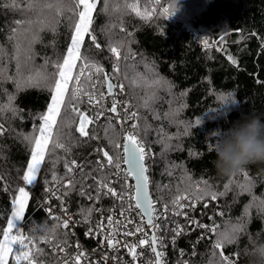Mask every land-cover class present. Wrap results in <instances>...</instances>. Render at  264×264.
Masks as SVG:
<instances>
[{
    "label": "trees",
    "instance_id": "trees-1",
    "mask_svg": "<svg viewBox=\"0 0 264 264\" xmlns=\"http://www.w3.org/2000/svg\"><path fill=\"white\" fill-rule=\"evenodd\" d=\"M126 2L137 0H112L109 14H94L93 27L101 49L88 46L82 52L101 65L106 73L114 59L108 50L109 40L115 44L124 42L135 53L134 60H123L122 63L124 75L128 77L129 94L141 117L138 131L155 155L154 169L151 175L148 173L152 193L168 204L177 195L178 188L180 192H192L194 181L205 180L218 193L225 192L226 183L230 185L225 195L217 197L219 213H223L217 215V233L203 235L200 239L202 235L192 231L179 238V244L191 254L188 264H208L216 235L239 224L244 227L238 243L227 246L226 253H239V264H249L245 254V249L250 247L249 239L264 241V162L250 163L243 167V172L221 175L214 166L215 152L209 145L217 144L233 123L243 117L254 115L264 120V0H138L142 11L147 9L151 13L148 19H141L127 10ZM160 4L164 7L166 4L169 13L178 18L159 11ZM102 6L101 3L98 8ZM113 6H119V10L111 11ZM25 7L23 0H0V45L9 53L12 44L8 42V36L16 27L15 22L32 15L23 11ZM110 23L117 26L108 29L106 26ZM121 24L124 31H121ZM189 25L202 35L205 45ZM69 35L68 22L63 19L55 33L41 32V41L32 46L34 59L24 64L23 75L42 70L46 60L55 62L64 54ZM3 63L7 66L6 75L14 76L16 62L5 59ZM52 70L51 66L47 69ZM153 76L159 77L164 86L147 88L145 77ZM133 79L135 85L131 84ZM152 92L157 97L155 100L150 98ZM228 94L234 100L223 103L220 97ZM9 95L15 96L13 103L20 112L15 117L10 112L0 116V124L8 130L0 136V176L3 177L0 180V229L6 227L11 200L16 195V188L22 187L20 176L30 158L22 137L31 133L34 125H39L38 117L50 102V94L43 87H25L17 92L13 80H0V104H7ZM145 101L159 118H154L153 111L143 106ZM79 107L82 111L88 110L85 98ZM197 120L201 123L197 124ZM108 124L98 128L90 125L89 132L96 135L98 130L103 139L101 148L114 153L115 149L105 137ZM111 124L115 132H110V136L118 140L119 124L116 121ZM74 127L73 135L77 139L66 137L64 141L70 151L57 150L51 158L46 157L41 166L35 188L38 196L29 197L24 213L23 223L31 235L35 225L55 223L39 195L45 193L54 172L65 178V160L83 161V179L90 183L93 192L96 189L93 178L109 172L107 168L96 170L98 156L93 151L96 140L79 137ZM169 144L171 148L165 151V145ZM84 180L75 179V187L63 188L60 195V200L83 218L94 205L87 195H81V191H85ZM242 184L252 185L251 193L243 191L239 187ZM5 185L9 191H4ZM200 186L204 187L203 184ZM254 197L258 198L255 207L246 209L252 205ZM93 215L94 209L90 219ZM65 232L68 234L63 235ZM258 233L261 235L257 236ZM35 235L39 236V233ZM37 241L41 250L40 254H35L38 260L46 252L53 256L51 244ZM67 241H70L68 230L60 228L53 242L68 244ZM9 264H13L11 257Z\"/></svg>",
    "mask_w": 264,
    "mask_h": 264
},
{
    "label": "snow or ice",
    "instance_id": "snow-or-ice-1",
    "mask_svg": "<svg viewBox=\"0 0 264 264\" xmlns=\"http://www.w3.org/2000/svg\"><path fill=\"white\" fill-rule=\"evenodd\" d=\"M26 7L23 9L25 12H29L32 15L25 20H17L16 27L11 29L8 36V42L12 44V51L9 53L7 49L0 45V80L11 79L16 84L17 92L23 90L25 87H43L50 94V102L47 104L46 111L41 113L38 117L39 125L33 126V131L29 134L23 135L22 139L27 144L30 158L27 161L26 169L20 176V179L25 185H33L37 181V176L41 171V166L45 163L46 157L51 158L57 150H63L65 152L70 151V147L64 142L65 138L77 139L73 135L74 132L79 133V137L91 139H97L95 134H90L89 126L95 124L96 121L104 116V112H97L95 116H90L87 111H82L79 104L84 102V98H87V103L92 106H101L104 99V93L98 92L96 89V80L103 76V83L107 87V94L113 95V90L119 88L120 92L124 91V84L112 83V77L119 75L121 60L129 61L134 60L135 53L130 48L126 47L124 42L119 44L113 43L109 40L108 50L114 57L112 65V75H109L104 71V68L97 62L89 59L84 55L82 49L92 46L96 49H101V44L98 42L97 35L93 27L95 15L103 12L109 14L110 5L112 0H23ZM103 4L98 8V5ZM124 7L135 13L137 17L141 19H148L151 15L147 9L142 11L140 9L138 0L137 2L125 3ZM119 10V6H113L111 11L115 12ZM165 14H170L169 9L165 8ZM68 22L69 28V43L66 46L64 54L57 58L55 62L46 60L45 64L41 66L40 71H30L27 76L23 75V66L28 61L34 59L35 53L32 51V46L35 43L41 41L40 33L44 31H50L55 33L61 20ZM117 25L109 24L106 26L108 29L114 28ZM121 31H124L122 24L120 26ZM107 34V32H106ZM127 35H131L128 33ZM130 43V41L128 42ZM264 47V44H262ZM124 51V55H122ZM5 59L9 62H16V74L14 76H7V66L3 63ZM231 59V57H229ZM22 61L24 63H22ZM232 63H236L232 60ZM52 67V71H47L48 67ZM144 75V74H139ZM125 75V79H127ZM85 84L88 87H85ZM131 84L135 85L136 81L133 79ZM163 87L162 80L153 76L152 78L145 77V86L147 88H153L154 86ZM150 98L155 100L157 97L155 92L149 94ZM220 99L223 103L234 100L231 94L228 96H221ZM14 95H9L7 104H0V116L10 112L13 117L17 116L20 112L13 101ZM118 101H113L111 107L108 109L111 113L118 114L117 104ZM144 107H148L150 111H153L154 118L156 116L153 109L150 108L147 101H145ZM131 105L124 104L123 110L125 116L123 121L118 120L121 123L122 143L110 136V132H115V127L109 122L105 128V137L109 140V145L115 149L114 153H110L104 148L96 149V151L102 154V159L96 161L97 171H103L104 169H115L114 176L119 177L122 188L121 191L111 186V181L106 179L93 178L96 183L97 195L99 198L101 192L104 195H110L122 203L127 201L128 208L126 211H137L140 216L142 224H133L132 219H128L125 216V211L120 213L121 216H125V221L116 220L114 222L112 216H108L107 228L110 230L108 235L105 236L104 242L110 249H116L120 244V241L115 239L116 233L120 227L127 229L129 224H133L132 231L124 232V235L131 236L136 233H143V238H140L135 244L125 243L123 247L127 249L132 261H137L139 255L138 248L147 247L150 248L154 254V261L152 264H163V253L158 250V245L162 247V243L156 235L159 230L157 220L162 216H166L169 211L168 204L172 205L173 215H187L183 212L186 207L195 208L196 203L205 201L206 198H210L215 201L218 196L225 195L230 190V185L225 184V192L218 193L212 189L211 185L207 181H194V190L192 192H180L177 189V195H175L168 204L163 205V213H161L156 205L158 200H154L152 193L149 190L150 179L148 176V167L146 166V157L150 158L151 153L146 150L144 141L139 136L138 129L140 125L137 121L140 120L138 112L130 111ZM167 115V114H166ZM128 121H132L129 125L131 131L124 129L123 124ZM197 124L201 123L200 120L196 121ZM68 131H65V129ZM8 130L3 124H0V136H3ZM168 139H171L170 137ZM162 142V141H160ZM210 149L214 151L215 145L210 144ZM171 145H165V151L169 150ZM164 153L162 152V155ZM55 165L56 161H52ZM126 166V167H125ZM174 167H178L175 166ZM65 178L73 177L72 179H66L62 183V187L70 189L75 187L74 173L76 169L83 171V166L78 164L76 160L70 162L64 161ZM243 172L244 169L241 168ZM129 178L135 181V183H129ZM188 179L191 181V177ZM0 180L3 177L0 176ZM64 178L58 177L55 172L52 176V182L60 183ZM203 184L204 187L200 185ZM243 191L251 193L252 185H239ZM4 191H9L7 185L4 186ZM16 195L11 200V213L7 218V226L0 229V264H9V258L11 257L13 264H37V260L34 258V251L37 254L41 253V250L37 247L36 240L39 239L42 243L52 244L54 248H58L60 252H65V248L60 244L53 243L56 240L58 230L60 228L70 229V225L76 223L71 218L64 219L52 214L51 209H48L50 218L55 221L52 225L47 223L35 225L32 229L33 235H25L21 232L19 222L25 219L24 213L28 207L29 192L24 187L16 188ZM49 191H52L50 188ZM55 195V192H53ZM81 195H87L85 191H81ZM59 199V197H57ZM88 199H93L92 196H88ZM255 199V197H254ZM134 202V203H133ZM187 202V203H183ZM204 207H208L207 203H204ZM246 206L247 207H250ZM62 211L67 214V209L62 208ZM83 211V210H82ZM93 209H88L87 215L84 217V222L88 223ZM223 215V213H217ZM190 224H195L198 228L204 229L206 232L216 234L218 225L213 224L211 227L199 223V221L190 220ZM144 227H150L153 229L152 235L149 237L148 233L144 231ZM244 225H232L230 228H226L223 232L216 235L215 240L212 242V252L208 264H239V253L226 254V247L238 243L239 234L241 233ZM105 230V224L101 221L95 230V232L103 233ZM176 236H180L184 229L181 226H177L174 229ZM92 228H89L85 233L86 236H92L95 234ZM39 233V236L35 235ZM65 232L63 235H67ZM261 235L258 233L257 236ZM202 235L200 239H203ZM175 239L173 240V243ZM79 249V244L76 246ZM245 249V254L247 253ZM181 255L184 253L181 251ZM87 254L84 251H79L77 255L71 257V264H82V259L86 258ZM105 261L109 257H103ZM112 259H118L112 257ZM62 264H69L68 259H62ZM188 264V262H184Z\"/></svg>",
    "mask_w": 264,
    "mask_h": 264
},
{
    "label": "built area",
    "instance_id": "built-area-1",
    "mask_svg": "<svg viewBox=\"0 0 264 264\" xmlns=\"http://www.w3.org/2000/svg\"><path fill=\"white\" fill-rule=\"evenodd\" d=\"M204 44V43H203ZM122 63V61H121ZM96 80V78L94 77ZM117 81V78L114 76V83ZM98 85V84H97ZM100 92L99 90H97ZM115 101L119 102V107L124 104L129 103V99L125 93H121L119 88L115 90L114 95ZM109 106L108 101H106V97H104L101 106H92L90 110L88 111V114L90 116H95L97 112L103 111V108ZM92 112V113H91ZM99 122L96 121L95 124L92 126L95 127V125ZM124 129H127L131 131L130 127L125 125L123 127ZM143 140V139H142ZM119 141L122 143V132L120 129V135H119ZM145 143L146 150L151 153V157L147 158L145 160L146 166L148 167V173L151 175L152 171L154 169L155 161H154V152L151 149V147L148 145V143L143 140ZM101 144H103V139ZM103 147V146H102ZM101 157V156H100ZM126 167V166H125ZM115 172V169H109V172L105 175H102L98 179H106L111 181V186L114 187L117 192L121 191L122 186L117 184V181L119 177H116L113 175ZM147 173V174H148ZM77 174V172L74 173V175ZM68 177L64 178L63 181L60 183H55L51 189L52 191L48 192L47 197L43 200V202L47 206V210L51 209L53 213H55L57 216L62 217L63 215H67V218H71L72 221H75L76 223L73 225H70L69 234H70V241H67L68 246L64 247L65 252H60L58 248H54L51 244V249L53 250V256L50 257L48 253L42 254V259L38 260L35 256L36 252L34 251L33 255L34 258L37 260V264H62V259H68L69 264H71V257L78 254L79 251H84L87 256L86 258L82 259V264H134L132 261L131 256H129L127 249L123 247L125 243L127 244H135L138 242L140 238H143V233H136L135 235L126 236L124 235V232L126 231H132L133 230V224L135 225H141L142 221L140 216L137 214V211H126L128 208V202H121L120 200L110 196L106 195L110 198V204L108 208V212L101 213V207L97 204L93 205L94 209V215L92 219H89V221L93 222V226L87 225V223L84 222V218L81 217L76 211L67 209V214L62 211V208L66 209L65 207L67 204L64 205L65 202L60 201L55 195H53V192L59 191L61 188V183L65 182ZM135 183V182H134ZM50 189V188H49ZM51 197V198H50ZM154 200H158V204L156 205L157 209L163 213V205L166 204L164 201H162L158 196H153ZM134 203V202H133ZM187 203V202H183ZM204 203L208 204V207H204ZM212 209V210H211ZM186 210V214L188 219L185 220L182 223H174L172 219L170 218V215L172 214V211L169 209L166 216H162L161 219L157 220L156 223L160 226L159 232L163 235V238H165L164 243L162 244V247L158 245V250L163 253L162 261L163 264L167 263V247H176L177 248V255L182 259L183 262L189 261V256L191 254L188 253L187 249H185L184 246L179 244V238L183 235L190 234L192 231H197L201 235H204L206 232L204 229L198 228L195 224H190V220L199 221V223L212 226L213 224H217V213L219 212V202L216 199L213 201L212 205L208 203V200L198 202L195 205V208L186 207L184 208ZM122 211H125V216L128 219L133 220V224H129L127 229L120 227L119 231L115 235V239L120 241V244L117 246L116 249H110L106 246V243L104 242L105 236L108 235V232L110 231L107 228V217L112 216L114 222L116 220L125 221V216H121L120 213ZM10 216V215H9ZM103 221L105 224V230L103 233L95 232L97 225ZM183 227L184 231L180 236H176V233L174 229L177 228V226ZM7 226V224H6ZM24 223H20L21 232H23L25 235L26 230L23 228ZM89 228H92L95 232L92 236H86L85 233L88 231ZM144 231L148 233V236L150 237L152 235V229L150 227H144ZM205 236V235H204ZM159 240L161 243L163 242V238L158 235ZM175 239V242L173 243V240ZM57 243V242H53ZM61 246L62 242H58ZM77 244H79V249L76 247ZM138 252L142 253V255H139L136 262H139L141 264H152L154 261V254L151 252L150 248L142 247L137 249ZM181 251H183L184 255L182 256ZM195 251V250H194ZM109 257L107 261L103 259V257ZM112 257H116L118 259H112ZM135 262V263H136Z\"/></svg>",
    "mask_w": 264,
    "mask_h": 264
},
{
    "label": "clouds",
    "instance_id": "clouds-1",
    "mask_svg": "<svg viewBox=\"0 0 264 264\" xmlns=\"http://www.w3.org/2000/svg\"><path fill=\"white\" fill-rule=\"evenodd\" d=\"M217 172L233 175L250 163L264 162V120L248 115L233 123L215 144ZM249 264H264V241L249 239Z\"/></svg>",
    "mask_w": 264,
    "mask_h": 264
},
{
    "label": "bare ground",
    "instance_id": "bare-ground-1",
    "mask_svg": "<svg viewBox=\"0 0 264 264\" xmlns=\"http://www.w3.org/2000/svg\"><path fill=\"white\" fill-rule=\"evenodd\" d=\"M164 9H165V7L162 4H160V6L158 7V10L159 11H163ZM168 15L173 16L172 14H168ZM173 17L176 18V19L178 18V17H175V16H173ZM189 27H190L191 31L199 38V41H201V44H203L202 35L198 31H196V29L193 28L191 25H189ZM203 45H205V44H203ZM122 55H124V51H122ZM121 61H123V60H121ZM113 62H114V59L112 61V64H111V67H110L109 71L107 72L109 75H112V65H113ZM123 63H120V69H121V71H120L119 75H115V77L117 78V81L114 83V76H113L112 77V83L117 84V85L120 84V83H123L124 84L125 87H124L123 94L125 93V95H127L128 99H129V103L128 104L131 105V107H130L129 110L130 111H134V112H138L136 110V108H135V101L133 100V98L129 94L128 84H127V81L125 79V75H124V71H123ZM102 81H103V76L102 75L98 78V80L96 78V89L99 90L100 92H103L104 93V97H106V101H108L109 106H106V107L103 108L104 116H101L100 117L99 122L95 125V128H98V126L101 125V124H105V123H109V122L112 123L113 121H116L117 122L118 120L123 121V118L125 116V113H124V110H123V105H121L119 107V105H120L119 103L117 104V110H118V114H119L118 116H117V114H114V113H111L110 111H108V109L111 107L113 101L115 100L114 99V95H115V90L117 88L113 90V95L109 96L107 94V87H106V85H104L103 83H101ZM85 87L87 88L88 85L85 84ZM85 99L87 101V98L86 97H85ZM91 107H92V105H89L88 104V110H90ZM131 123H132V121H128L127 123H124L123 124V127L125 125L129 126ZM137 123H138V121H137ZM118 124H119V130H120L121 127H122V125H121V123H118ZM96 136L98 138L95 139L96 142H95L93 151L95 153H97L98 160H100V159H102V154L98 153L96 151V149L101 148L102 137H101V134L98 132V130L96 131ZM139 136H140L141 139L145 140L144 137L140 133H139ZM109 152L112 153L111 151H109ZM77 162H78V164H80V165L83 166V161L82 160L81 161H77ZM75 172H77V174L74 175V179H82V180H84L83 179L84 166H83V171L82 172L80 171V169H76ZM72 178L73 177H68L67 179H72ZM98 178L99 177H97V179ZM134 182L135 181H133V180H131V178H129V183H134ZM21 183H22V187H24L25 190L29 192V197H31V196H38V194L35 191L36 183L33 184V185H25L23 183V181H21ZM55 183L56 182H51L49 185H47V188L45 190V193L43 195H39L40 196V201H41L42 205L44 206V208L46 210H47V206L43 202V200L47 197L48 192H49V188H51ZM117 184L120 185V186H122L119 179L117 181ZM149 188H150V185H149ZM62 189H63V187H62V183H61V188L59 189V191L55 192V197H59V200L61 199V196L60 195H61ZM84 190L87 193V197L89 195L93 197V199H91V200L93 201L94 205L97 204V205H99L101 207V213L108 212V208H109V204H110V198L108 196L104 195L103 192H101V194L99 195V198L96 199L95 197L97 195V188L95 189V192H93L92 189H91L90 183L87 180H84ZM150 192H151V189H150ZM152 196H156V195L154 193H152ZM65 204H66V202L64 203V205ZM168 207H169L170 210L172 209V205L171 204H168ZM65 208L66 209H70L69 206H66ZM183 212L186 213V210L183 209ZM52 214L55 215V216H57L53 212H52ZM63 218L64 219H67V215H63ZM92 218L93 217H91V219ZM170 218L172 219V221L174 223H182V222H184L185 220L188 219L187 215L186 216L185 215H179V216H177V215H173V214L170 215ZM21 222L23 223L24 221L23 220L20 221L19 222V226H20V223ZM87 225L93 226L94 224H93V222L89 221L87 223ZM23 228L26 230L25 224H24ZM68 231H69V229H68ZM25 232H26L27 235H31L27 230ZM151 232H153V229H152ZM156 235H157V237H158V235H160L163 238V235L159 232V230L156 232ZM164 241H165V238H163L162 244L164 243ZM36 244H37V247H38V241L37 240H36ZM61 246L67 247L68 244L62 243ZM165 248H168L167 249V263L166 264H184V262L182 261V259L177 255V248L176 247H168V246L166 247L165 246ZM135 264H141V263L136 262Z\"/></svg>",
    "mask_w": 264,
    "mask_h": 264
},
{
    "label": "rangeland",
    "instance_id": "rangeland-1",
    "mask_svg": "<svg viewBox=\"0 0 264 264\" xmlns=\"http://www.w3.org/2000/svg\"><path fill=\"white\" fill-rule=\"evenodd\" d=\"M165 6L167 7V5L165 4ZM165 7V8H166ZM123 62V61H122ZM92 113V112H91ZM119 140V139H118ZM38 177V176H37ZM258 200V198H255L254 200H253V202H252V205H251V207L252 208H254L255 207V203L254 202H256ZM211 202H213L212 200H210V199H208V203L209 204H211ZM247 212V211H246ZM219 213V212H218ZM217 220H218V218H217ZM217 220H216V222H217ZM205 236H208L209 235V233H206V234H204ZM53 250L51 249V252H52ZM47 253V252H46ZM226 254H230V253H226Z\"/></svg>",
    "mask_w": 264,
    "mask_h": 264
},
{
    "label": "water",
    "instance_id": "water-1",
    "mask_svg": "<svg viewBox=\"0 0 264 264\" xmlns=\"http://www.w3.org/2000/svg\"><path fill=\"white\" fill-rule=\"evenodd\" d=\"M149 190H150V188H149ZM19 226V225H18Z\"/></svg>",
    "mask_w": 264,
    "mask_h": 264
}]
</instances>
